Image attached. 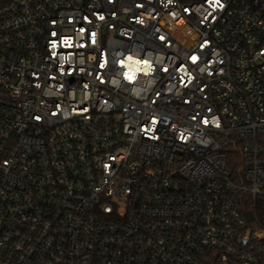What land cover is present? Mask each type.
<instances>
[{
  "label": "built area",
  "instance_id": "2783aa9c",
  "mask_svg": "<svg viewBox=\"0 0 264 264\" xmlns=\"http://www.w3.org/2000/svg\"><path fill=\"white\" fill-rule=\"evenodd\" d=\"M0 264H264V0H0Z\"/></svg>",
  "mask_w": 264,
  "mask_h": 264
}]
</instances>
